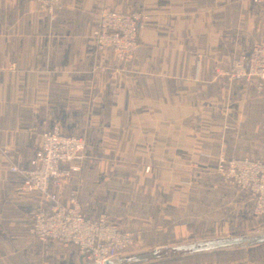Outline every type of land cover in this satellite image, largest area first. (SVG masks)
<instances>
[{
	"label": "crops",
	"instance_id": "0c3cea01",
	"mask_svg": "<svg viewBox=\"0 0 264 264\" xmlns=\"http://www.w3.org/2000/svg\"><path fill=\"white\" fill-rule=\"evenodd\" d=\"M104 9L142 15L132 61L97 50ZM255 45L264 10L251 0H63L51 13L0 0V264L19 254L2 233L56 244L30 235L39 195L23 192L1 157L30 168L56 126L85 140L58 193L92 220L124 218L136 240L120 264H264V219H236V209L251 218L252 202L215 172L220 160L264 161V91L221 76ZM214 243L226 245L179 251Z\"/></svg>",
	"mask_w": 264,
	"mask_h": 264
},
{
	"label": "built area",
	"instance_id": "2783aa9c",
	"mask_svg": "<svg viewBox=\"0 0 264 264\" xmlns=\"http://www.w3.org/2000/svg\"><path fill=\"white\" fill-rule=\"evenodd\" d=\"M39 8L51 13L63 0H32ZM264 10V0H251ZM142 15L119 10L100 12L92 35L100 52L111 50L123 62L135 58L139 45ZM228 83L246 86L254 83L264 91V45H255L248 53L231 62L221 74ZM85 148L84 138L62 134L56 126L40 137L30 168H20L5 153L2 159L8 171L20 177L21 189L39 195V203L28 215V231L39 241H54L63 247H74L81 263L103 264L115 259L135 243L133 233L125 231L121 216L109 220L105 216L92 220L86 217L75 196L63 201L58 193L75 167H68ZM216 175L229 186L245 191L257 216L264 215V161L253 156L229 161L220 160Z\"/></svg>",
	"mask_w": 264,
	"mask_h": 264
},
{
	"label": "rangeland",
	"instance_id": "374dc122",
	"mask_svg": "<svg viewBox=\"0 0 264 264\" xmlns=\"http://www.w3.org/2000/svg\"><path fill=\"white\" fill-rule=\"evenodd\" d=\"M81 154L78 156V158L81 156ZM221 182L224 185H227L222 180H221ZM239 211H241V210L236 209L234 212V216L236 217V219H244V217L246 219H252V220L253 219H264V215L257 216L253 213V207L252 206L250 209L251 218H249L248 215L244 216L242 214V212H241V214H238ZM227 212H229L228 209L225 210V214L223 216L228 215ZM222 213H224V211ZM190 214H193V212L191 210H189L187 212V216L189 217ZM229 217L231 218V214H229ZM121 219H124V218L121 216ZM2 234L5 238V242L7 243V246L8 245L10 246L11 251L19 250L18 255L12 256V264H72V263L68 262V258L63 259L65 254L70 255L71 252L67 251L65 249L66 247H63L62 245H59L56 243L52 246V245H43V244L34 243L28 238V236L25 234V232H21L20 235L17 233V237H15V238H17L16 240L7 239L5 237V233H2ZM12 235H14V234L12 233ZM35 248L42 249L44 256H39L38 255L39 253L36 255V253L34 251H32Z\"/></svg>",
	"mask_w": 264,
	"mask_h": 264
},
{
	"label": "water",
	"instance_id": "95a60500",
	"mask_svg": "<svg viewBox=\"0 0 264 264\" xmlns=\"http://www.w3.org/2000/svg\"><path fill=\"white\" fill-rule=\"evenodd\" d=\"M226 245V243H214V244H205L203 247H195V246H181L179 247V251H195V252H200V251H206L214 248H218L221 246ZM82 264H99V263H82ZM103 264H120V261L118 259H111Z\"/></svg>",
	"mask_w": 264,
	"mask_h": 264
}]
</instances>
